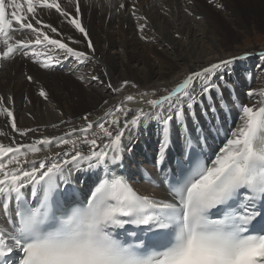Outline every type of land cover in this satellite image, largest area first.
<instances>
[{
    "label": "snow or ice",
    "instance_id": "snow-or-ice-1",
    "mask_svg": "<svg viewBox=\"0 0 264 264\" xmlns=\"http://www.w3.org/2000/svg\"><path fill=\"white\" fill-rule=\"evenodd\" d=\"M66 3L71 10L61 0H0V61L19 55L50 69L62 63L59 55L48 54L50 47L61 50L63 60L83 63L92 59L64 38H56L61 36L58 28L40 18L41 13L54 11L82 34L94 53L80 19L81 0ZM124 7L121 2L119 8ZM132 15L136 16L134 5ZM136 19L145 21L139 24L143 32L146 18ZM250 55L245 53V57ZM257 55L264 59V51ZM237 59L241 57L192 70L158 97L157 90L139 93V99L127 95L106 112L108 119L96 122L97 131H93L91 114H85L83 126L61 136H42L7 147L0 144V207L9 225L0 227V264H12L14 252L22 253L18 264H264V101L250 105L228 92L225 102L222 89L231 88L227 70ZM129 84L125 80L113 88L109 82L108 87L120 93ZM40 95L47 99L43 88ZM246 95L251 98L257 92L250 88ZM133 102L141 106H127ZM228 105L239 107L241 123L209 163L203 156L212 127L206 125L214 124ZM0 113L11 118V128L21 136L38 131L17 128L16 117L2 103ZM153 120L158 125L157 167L168 163L174 139L182 140L179 155L166 173L171 201L139 194L125 177L110 172L122 166L125 152H132L133 130ZM78 145H87L88 151ZM52 147L66 150L28 159L29 154ZM85 163L88 169H103L104 178L86 201L71 196L60 202L57 194L61 182L69 183V166L80 169ZM29 186L32 196L38 187L42 195L35 207L25 196ZM12 201L14 212L9 211ZM217 209L223 212L213 218ZM130 227L135 230L128 231Z\"/></svg>",
    "mask_w": 264,
    "mask_h": 264
},
{
    "label": "bare ground",
    "instance_id": "bare-ground-1",
    "mask_svg": "<svg viewBox=\"0 0 264 264\" xmlns=\"http://www.w3.org/2000/svg\"><path fill=\"white\" fill-rule=\"evenodd\" d=\"M121 2L125 5L123 9L119 8ZM61 3L71 10L66 0H61ZM133 5L135 17L132 15ZM136 17L147 20L143 32L139 30V24L145 21ZM40 18L45 24L58 28L61 36L56 38H64V42L87 52L92 59L75 65V60H63L62 51L50 47L46 50L48 54L52 57L59 55L62 59L60 65L50 69H44L41 63L19 55L1 61L0 97L3 100L0 103L11 109L17 128L38 129L28 136H21L11 128V118L0 113V144L6 147L13 143L28 144L42 136H61L74 127L83 126L82 117L85 114H91L89 119L94 124L93 131H97L96 122L108 119L106 112L124 101L127 95L139 99V93L157 90L158 97L164 94L163 89H172L190 71L231 57L241 59H237L227 70L226 79L231 88L227 91L222 89L225 102L229 99L228 92L250 105L259 106L264 101V95L260 94L264 90V59L257 55L264 51V43L253 42L243 46L237 43L257 28L264 30V0H111L110 4L108 0H81L80 19L92 40L94 53L87 48L82 34L62 22L54 11L41 13ZM67 37L80 43H71ZM248 52L252 55L245 57ZM250 72L254 73L253 77L247 76ZM27 76H32L33 80L29 81ZM81 76L86 79L81 80ZM91 76L100 79L93 81ZM125 80L130 84L120 93H114L108 87L109 82L115 88ZM133 84L137 87H132ZM41 88L47 92V99L40 95ZM250 88L256 90L257 95L248 98L246 90ZM127 106L141 105L133 102ZM131 116L129 113L128 118ZM62 120L64 124L60 123ZM240 123L239 107L228 105L218 113L214 124L206 125L212 127L205 149L210 161ZM53 124L59 127L52 128ZM157 132L158 125L154 120L149 121L146 127L134 129L131 134L132 152L124 153L121 167L110 170H120L143 195L171 201L166 187L159 180L158 172L165 166L161 168L155 164ZM128 135L126 130L125 136ZM125 143L128 141L125 140ZM181 144L182 140L174 139L170 159L173 151L181 149ZM78 146L81 151H88L87 145ZM63 150L66 149L52 147L50 151L29 154L28 159L39 160ZM134 163L139 164V171ZM69 168V183L65 185L61 182L66 190L74 185L81 192H87L104 175L103 169H88L86 163L80 169ZM148 174L157 178L155 185L145 182ZM30 191L29 186L25 193ZM14 204L13 201L10 212H14ZM0 227L9 228L2 207Z\"/></svg>",
    "mask_w": 264,
    "mask_h": 264
},
{
    "label": "rangeland",
    "instance_id": "rangeland-1",
    "mask_svg": "<svg viewBox=\"0 0 264 264\" xmlns=\"http://www.w3.org/2000/svg\"><path fill=\"white\" fill-rule=\"evenodd\" d=\"M125 29V28H124ZM127 29V28H126ZM260 29V30H259ZM245 37V38H244ZM240 42H237L239 44H241L242 46L245 45V44H249V43H253V42H256L258 44L260 43H264V30H262L261 28H257L256 30L253 31L252 34L250 35H246L244 36ZM36 63V62H35ZM78 62H75V65H77ZM247 76L248 77H253L254 76V73L253 72H250V73H247ZM246 92H248L246 90ZM156 158V157H155ZM134 165H136L137 167V170L139 171L140 170V166L139 164L137 163H134ZM142 172L144 171V167H142Z\"/></svg>",
    "mask_w": 264,
    "mask_h": 264
}]
</instances>
